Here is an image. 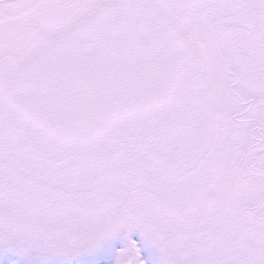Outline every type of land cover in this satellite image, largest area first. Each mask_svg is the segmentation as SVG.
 Segmentation results:
<instances>
[{"label":"snow or ice","instance_id":"6c2138e0","mask_svg":"<svg viewBox=\"0 0 264 264\" xmlns=\"http://www.w3.org/2000/svg\"><path fill=\"white\" fill-rule=\"evenodd\" d=\"M0 264H264V0H0Z\"/></svg>","mask_w":264,"mask_h":264}]
</instances>
